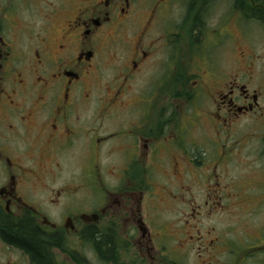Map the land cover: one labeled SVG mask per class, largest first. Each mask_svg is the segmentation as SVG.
<instances>
[{
    "label": "flooded vegetation",
    "instance_id": "flooded-vegetation-1",
    "mask_svg": "<svg viewBox=\"0 0 264 264\" xmlns=\"http://www.w3.org/2000/svg\"><path fill=\"white\" fill-rule=\"evenodd\" d=\"M188 106L213 145L264 120V0H0V264H188V245L209 249L201 218L232 195L217 181L187 199L202 150ZM163 194L179 229L156 225Z\"/></svg>",
    "mask_w": 264,
    "mask_h": 264
},
{
    "label": "rangeland",
    "instance_id": "rangeland-1",
    "mask_svg": "<svg viewBox=\"0 0 264 264\" xmlns=\"http://www.w3.org/2000/svg\"><path fill=\"white\" fill-rule=\"evenodd\" d=\"M203 101L205 105L206 96ZM193 111L192 106H188L187 139L189 145L195 143L192 139H196L198 143L201 142L199 146H202V150L199 149L200 156L198 157L201 169L200 171L198 169L197 181H193L192 174L188 175L191 179L188 184L191 189L187 199L188 201L194 199L198 203L204 202L207 187H216L217 181L221 183L220 187L229 190L232 196L224 200L225 209L201 218V236L208 235L207 247L212 251L209 252V249L205 250L203 247L202 250H198L201 246L199 242L195 243L197 245L194 251L190 250L191 245H188L190 253L188 264H204V261L225 264L227 253L224 246L219 245L220 248L216 250L218 241L210 245V240L216 237L219 241L222 239V243L228 239L234 241L237 254L236 264H261L264 260L261 248H259L262 241L261 235L264 232V203H262L264 202V157L261 147L264 127L260 123L264 120L257 122L256 119L245 120L236 127L232 134L221 133L222 146L218 143L213 145L211 140L217 132L211 129L206 120L197 118ZM197 150L191 148L190 152L195 153ZM228 150L232 151L233 156L229 161L222 162V156ZM161 177L156 174L157 183L162 181ZM210 177H213L215 181H208ZM168 180L171 190L179 196L180 191L177 188L179 182L172 177ZM155 192L160 194L157 187ZM222 196L225 197V194L223 193ZM155 201H161L158 203L161 209L156 217V225L158 222L166 221L171 224L173 230L179 229L183 221V207L179 204V200L177 199L176 202L168 200V196L163 194L162 200L156 198ZM206 212L204 210V213ZM209 233H211L210 236ZM209 253L218 255L210 257Z\"/></svg>",
    "mask_w": 264,
    "mask_h": 264
},
{
    "label": "trees",
    "instance_id": "trees-1",
    "mask_svg": "<svg viewBox=\"0 0 264 264\" xmlns=\"http://www.w3.org/2000/svg\"><path fill=\"white\" fill-rule=\"evenodd\" d=\"M24 233H25V235L27 234L29 237H32L33 236V233L32 232H30L29 230H27V228H25V230L23 231ZM24 241H26V239L24 240ZM22 242L21 241V243H26V242ZM28 243H33L34 241H27ZM36 243V242H35Z\"/></svg>",
    "mask_w": 264,
    "mask_h": 264
}]
</instances>
